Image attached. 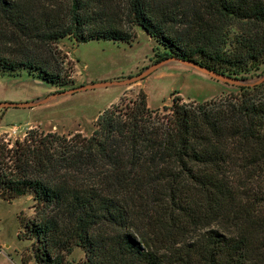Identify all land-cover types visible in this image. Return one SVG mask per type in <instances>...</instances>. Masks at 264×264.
Here are the masks:
<instances>
[{
    "label": "trees",
    "instance_id": "obj_1",
    "mask_svg": "<svg viewBox=\"0 0 264 264\" xmlns=\"http://www.w3.org/2000/svg\"><path fill=\"white\" fill-rule=\"evenodd\" d=\"M263 26L264 0H0V76L64 94L74 80L59 41L132 44L138 27L159 46L156 65L246 80L264 62ZM241 90L173 98L167 112L141 91L88 137L1 136L0 199L33 200V217H19L32 252L22 264H70L76 248L81 264H248L252 247L264 264V84ZM218 223L233 234L210 229Z\"/></svg>",
    "mask_w": 264,
    "mask_h": 264
},
{
    "label": "rangeland",
    "instance_id": "obj_2",
    "mask_svg": "<svg viewBox=\"0 0 264 264\" xmlns=\"http://www.w3.org/2000/svg\"><path fill=\"white\" fill-rule=\"evenodd\" d=\"M40 1L43 4L48 2ZM240 27L243 25L235 23L232 32L240 33ZM135 29L137 39L132 44L105 41L78 44L73 38L59 41L56 47L74 80V84L64 94L56 95L58 89L30 80L16 82L0 78L2 107H10L8 100L12 96L29 94L35 97L27 102L32 105L30 108L8 109L0 126L12 123L14 129L4 135L14 141L23 138L27 130L38 128L46 133L64 136L81 133L88 137L92 135L100 114L113 106L129 104L137 99L141 91L147 95L150 109L167 112L165 109L171 107L173 98L197 104L226 100L239 96L242 87L264 84V62L258 70L245 76L246 80L214 76L179 60H168L156 65L154 49L159 46L153 40L145 38L140 28ZM257 30L254 33L262 36L264 42V26ZM162 52L161 47L158 53ZM117 81L127 84L99 86L101 83ZM92 85L96 86L86 88ZM74 88L79 90L73 92ZM258 92L256 95L261 94ZM32 206L31 196H24L11 203L0 199V264H22V256H32L30 242L18 239L21 230L20 214L23 212L25 218H32ZM210 229L227 236L233 234L231 229L220 223ZM260 253H263L262 249L252 247L247 254L250 259L248 264L263 263ZM84 258L83 250L76 248L68 259L70 264H81Z\"/></svg>",
    "mask_w": 264,
    "mask_h": 264
},
{
    "label": "crops",
    "instance_id": "obj_3",
    "mask_svg": "<svg viewBox=\"0 0 264 264\" xmlns=\"http://www.w3.org/2000/svg\"><path fill=\"white\" fill-rule=\"evenodd\" d=\"M144 36H145V38H148L150 41L152 40L147 35L144 34ZM24 76H26V79H24ZM0 78L1 79L8 78V79H10L12 81H16V82H18V81L27 82V80H30L31 82H36L38 84H41L39 81L27 76L26 74H23L22 76H17V77H8V76L1 77L0 76ZM49 88H51V87H49ZM34 98L35 97H33L29 94L28 95H20V96H16V97L12 96L11 100H8V102L9 103H27L29 101H32V99H34ZM9 108H11V107L5 108V107L0 106V121H1V119H3V117H5ZM13 129H14V127H13L12 123H8L6 125L0 126V137L3 136L4 134L11 132L10 130H13Z\"/></svg>",
    "mask_w": 264,
    "mask_h": 264
},
{
    "label": "water",
    "instance_id": "obj_4",
    "mask_svg": "<svg viewBox=\"0 0 264 264\" xmlns=\"http://www.w3.org/2000/svg\"><path fill=\"white\" fill-rule=\"evenodd\" d=\"M197 69H199L200 71H203L199 66L194 65ZM106 84L108 85H126V82H121V81H117V82H111V83H101L99 84V86H105ZM96 85H92L90 87H86L88 88H94ZM0 106H4L3 104H0ZM11 108H30L32 105L29 103H11L9 105Z\"/></svg>",
    "mask_w": 264,
    "mask_h": 264
}]
</instances>
